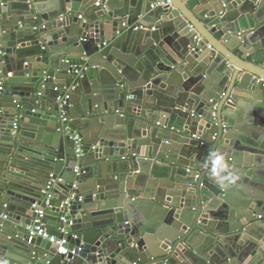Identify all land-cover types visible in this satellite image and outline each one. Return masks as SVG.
<instances>
[{"label":"water","instance_id":"water-1","mask_svg":"<svg viewBox=\"0 0 264 264\" xmlns=\"http://www.w3.org/2000/svg\"><path fill=\"white\" fill-rule=\"evenodd\" d=\"M155 1L0 0V264H264V0Z\"/></svg>","mask_w":264,"mask_h":264},{"label":"built area","instance_id":"built-area-1","mask_svg":"<svg viewBox=\"0 0 264 264\" xmlns=\"http://www.w3.org/2000/svg\"><path fill=\"white\" fill-rule=\"evenodd\" d=\"M96 5H100V2L97 1L95 3ZM166 5H171V1L170 0H156L154 3L151 4V8H155L157 6H166ZM65 16L61 15L60 16V20H62ZM78 19H83L82 14L78 15ZM140 28H145L142 25L137 24V26L134 28V30L140 29ZM152 29H154L152 27ZM4 54V50L0 47V55ZM75 73H78V70L75 69L74 70ZM10 75V74H8ZM259 81L263 82L264 85V80L260 79ZM2 82H3V78L0 79V91L2 90ZM53 90H60V87L54 86ZM69 97L68 94L64 93L62 96H58L56 101L57 104L59 106V108H62L63 105L65 104V100ZM60 120L62 122H67L68 121V116L66 115V113L64 111L61 110L60 113ZM19 127V120L18 117H16V119L14 120L13 123V133H15L17 131ZM63 131L66 133H70L71 130L70 128L66 125L63 126ZM70 138L73 140L74 143V150H75V154L76 156H80L81 152H82V138L80 137V135L76 132V131H72L70 134ZM75 172L78 173V168H75ZM62 179L60 177H57V179L53 178V174L50 173L49 174V178L45 184V187L42 191L43 193V198L41 201H37L35 203H33L31 205L32 210L30 212V221L27 225H25V231L26 234L28 236V242L31 241V239L33 238H41L43 240H46L48 242H50L51 246L54 248L55 253L57 254H61L64 256H67L68 254L71 255H75L76 251H79L80 248H73L72 250H69L67 248V245L69 243L68 238H67V230L65 229V227L60 229V233L62 234L61 236L58 235H54L51 234L48 229H47V223H46V210L48 208H50V199H51V193H52V188L54 186V184L56 183V181H61ZM77 187V182L74 181L72 183L71 189L72 192L70 193V196L64 201V203L69 204L70 201L73 200H77L78 202H81L83 197L78 195L77 193L73 192V189H76ZM6 204H1V208L2 211L0 212V220L6 219L8 218V214L6 209ZM61 220L63 222L69 223V219L67 218V216H62Z\"/></svg>","mask_w":264,"mask_h":264},{"label":"crops","instance_id":"crops-1","mask_svg":"<svg viewBox=\"0 0 264 264\" xmlns=\"http://www.w3.org/2000/svg\"><path fill=\"white\" fill-rule=\"evenodd\" d=\"M97 1H99L100 2V0H96V2ZM95 2V3H96ZM69 13V11L67 12V14ZM64 16H67L66 14L64 15ZM153 17L151 18V17H148L147 19H145V20H143V23H144V25H142L143 27H145V28H148L149 29V32H153V29H152V27H154V22H153ZM70 23V22H69ZM68 24V23H67ZM140 25V24H139ZM145 31H146V29H144ZM14 58V59H13ZM16 59H15V56H11V57H9L8 58V70L9 71H11V73H12V71H14L15 69H16V66L17 65H20L21 66V64H18V63H16ZM51 75H52V72L50 73ZM57 82L56 83H53V81H51L50 82V84H49V89H53V87L54 86H57V87H62V81H64L63 79H60V78H58V79H56V78H54ZM45 98V97H44ZM43 98V99H44ZM46 100H48V98L46 97L45 98ZM17 117H19V115L17 116Z\"/></svg>","mask_w":264,"mask_h":264},{"label":"clouds","instance_id":"clouds-1","mask_svg":"<svg viewBox=\"0 0 264 264\" xmlns=\"http://www.w3.org/2000/svg\"><path fill=\"white\" fill-rule=\"evenodd\" d=\"M213 155H214L215 158L218 159V160H219V159H222V157L216 156V154H213ZM221 170H223V169H221ZM212 174H213V175H216V174H217V171H216L215 168L212 169Z\"/></svg>","mask_w":264,"mask_h":264}]
</instances>
